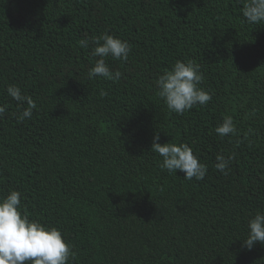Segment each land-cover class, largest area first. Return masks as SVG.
<instances>
[{"label":"trees","instance_id":"obj_1","mask_svg":"<svg viewBox=\"0 0 264 264\" xmlns=\"http://www.w3.org/2000/svg\"><path fill=\"white\" fill-rule=\"evenodd\" d=\"M242 8L0 0V199L19 191L22 212L61 230L76 253L70 264H264V244L243 242L264 213V23L248 24ZM104 32L131 45L126 62L106 59L117 82L89 78L98 57L78 46ZM186 59L200 64L212 99L177 114L156 80ZM9 85L35 101L31 118L19 120ZM226 115L238 135L215 132ZM156 134L188 143L205 178L162 170ZM217 154L233 157L227 174Z\"/></svg>","mask_w":264,"mask_h":264},{"label":"clouds","instance_id":"obj_2","mask_svg":"<svg viewBox=\"0 0 264 264\" xmlns=\"http://www.w3.org/2000/svg\"><path fill=\"white\" fill-rule=\"evenodd\" d=\"M242 15L248 24L264 23V0H243ZM81 48L92 47L91 55L98 57L94 66L89 69V78L101 77L117 82L121 78L119 70L113 72L106 59L127 61L131 45L107 32L78 41ZM204 80L201 66L191 59L177 60L170 69L165 70L156 80L157 95L164 100L167 108L177 114L191 110L195 105H206L212 94L201 87ZM7 94L22 105L19 120L31 118L37 104L31 96L22 93L15 85H9ZM101 95L106 93L101 92ZM6 111L5 105H0V117ZM221 136L238 135L234 118L226 115L215 128ZM249 132H252L249 129ZM249 133H245L247 139ZM160 136H153L151 152L162 157L160 168L169 174L177 171L186 173L185 179L195 178L202 181L207 175V166L194 155L188 143H159ZM239 145V142L237 146ZM232 156L217 154L215 168L227 174ZM248 235L244 244L251 249L256 242L264 244V213L257 212L248 222ZM76 259L72 246L66 242L61 230L55 226H46L38 220L30 219L21 210V193L10 191L0 199V264H70Z\"/></svg>","mask_w":264,"mask_h":264}]
</instances>
